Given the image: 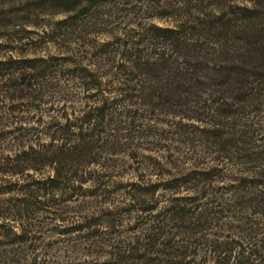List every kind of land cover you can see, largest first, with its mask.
Listing matches in <instances>:
<instances>
[{
  "label": "rangeland",
  "instance_id": "obj_1",
  "mask_svg": "<svg viewBox=\"0 0 264 264\" xmlns=\"http://www.w3.org/2000/svg\"><path fill=\"white\" fill-rule=\"evenodd\" d=\"M229 5L0 0V264H264V85L173 114L129 69Z\"/></svg>",
  "mask_w": 264,
  "mask_h": 264
},
{
  "label": "trees",
  "instance_id": "obj_2",
  "mask_svg": "<svg viewBox=\"0 0 264 264\" xmlns=\"http://www.w3.org/2000/svg\"><path fill=\"white\" fill-rule=\"evenodd\" d=\"M247 1L250 6L209 9L203 19L152 26V54L140 51L128 60L133 90L146 104L173 114L189 97L207 92L227 106L235 100L243 110L264 85V0Z\"/></svg>",
  "mask_w": 264,
  "mask_h": 264
}]
</instances>
